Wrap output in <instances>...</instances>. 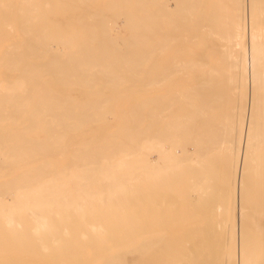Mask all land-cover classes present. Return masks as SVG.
<instances>
[{
  "label": "bare ground",
  "instance_id": "obj_1",
  "mask_svg": "<svg viewBox=\"0 0 264 264\" xmlns=\"http://www.w3.org/2000/svg\"><path fill=\"white\" fill-rule=\"evenodd\" d=\"M116 1L104 3L109 20L102 47L105 57L122 58L126 67L116 63L133 69V77L115 63L110 67L119 73L108 76V66L94 63V49L88 64L98 67L70 65L76 55L69 36L41 29L30 35L31 25L49 14L48 1L0 0V40L18 39L2 26L15 14L19 29L36 42L26 47L38 49L33 65L22 68L18 46L0 45L6 111L0 119H8L11 131L22 126L31 133L21 140V159L34 152L46 160L35 171L25 169L10 194L0 182V245L10 239L15 249L19 240L23 248L4 264H121L128 254L133 264H264V0H137L138 16L125 21L144 25V34L112 36L110 21L123 14ZM100 71L105 82L134 78L136 88L144 85L134 114L113 117L136 123L119 124L122 139L74 140L67 147L64 128L77 124L60 122L45 98L33 96L84 82L95 88L91 81ZM37 74L54 82L36 84ZM65 151L52 170L50 158ZM18 158L16 146L0 148L4 163Z\"/></svg>",
  "mask_w": 264,
  "mask_h": 264
},
{
  "label": "rangeland",
  "instance_id": "obj_2",
  "mask_svg": "<svg viewBox=\"0 0 264 264\" xmlns=\"http://www.w3.org/2000/svg\"><path fill=\"white\" fill-rule=\"evenodd\" d=\"M50 5L49 8H44L46 12L49 14L42 17L40 21H43L42 23L31 25L32 31L30 32V35H36L38 34V30L41 29L43 31H48L50 33H56V34H62L66 35L72 38L71 44H74L75 47H71L72 54L76 55L74 58H71L70 65H73L74 63L76 66L82 63L88 64V54L90 49H94L95 53V64L101 63L100 65L108 66V76L115 73H119L120 71H124L125 68H122L125 64H123V60H118L116 56H113L110 52L108 57L107 52H104L106 48L102 47L103 44L106 43V41L103 39L104 34V21L109 20V10L107 7L104 6V3H107L108 0H44V2H47ZM113 1V0H109ZM116 1V0H115ZM117 2V1H116ZM137 0H128V2L120 3L117 2L115 6V11L120 14H124L123 16L120 15V20H111L112 23V29H111V35L118 36V35H128L129 34H144L145 26L144 25H138L137 27H134V25H129L128 22H126V16L133 17L138 16L136 14V11L133 10V6L136 4ZM91 3L94 7L93 8H85V4ZM13 10L14 7L12 8ZM101 12V13H100ZM122 17V18H121ZM141 18L144 19V15H141ZM18 19V15L11 14L6 17V23H4L2 26L6 27V34H13L16 35V38L13 41L11 40H0L1 44H7V43H13L17 45L18 49L22 51V60L20 61L19 65L20 67H29L33 64L30 62L33 60L32 54L36 53L38 50L37 47L28 48L27 45H36V42L32 40L31 38H26L27 35L23 32L22 29H19V23L16 20ZM14 20V21H13ZM19 20V19H18ZM98 24H97V23ZM103 23V24H101ZM101 24V25H100ZM24 27V26H23ZM107 27V26H106ZM114 28V29H113ZM118 34V35H117ZM75 37L76 39H73ZM79 39V40H77ZM142 45L146 44L145 40H142ZM2 46H0L1 48ZM136 46L132 48V53L136 52ZM39 49L42 50V46L39 45ZM141 49H145V47H141ZM27 50L29 51V55L27 54ZM125 59V58H124ZM120 61L123 66L121 67L122 70L119 68L121 65L118 64ZM77 61V62H76ZM86 61V62H85ZM125 61V60H124ZM129 61V60H128ZM26 62V63H25ZM81 62V63H79ZM130 62V61H129ZM30 65H29V64ZM115 63L116 67H118L119 72L117 71V68L113 69L111 67L112 64ZM128 63V62H127ZM126 63V64H127ZM85 65V70H88L89 68L92 69V67H98L94 65ZM132 65V64H131ZM130 65V66H131ZM111 66V67H110ZM126 67V66H124ZM140 67L145 68L146 67V56L143 53L141 58ZM128 68V67H127ZM140 68V69H142ZM110 69L112 71H110ZM130 69V67H129ZM2 71V70H1ZM2 75H7V72L2 71ZM110 73V74H109ZM121 73V72H120ZM107 74V73H106ZM126 75H131L133 77L134 71L133 69L121 73ZM144 74V73H143ZM100 74H97L95 78L91 81V84H95V88L87 87L85 82L83 86H79L76 89H73L72 87L68 88H54L50 89L49 92L52 93V95H42V94H36L33 96V100H38L40 98H45V104L46 107H49V110L47 112L50 113H56V115L60 118H64L63 120H60L62 123H68V124H77L76 126H70L65 127L64 131H66L68 134L66 135L65 141L68 140V142L65 144L67 147L71 145V141H77L78 143H75L76 145L83 144L88 145L89 143H85V141L88 140H94V145H103L104 143H108L107 141L111 140H119L123 137L117 136V133H120L123 131L124 127L120 126L119 124H126V123H136V121H121L119 118H113L118 115L121 116V114L132 116L134 114L137 100L143 99L145 97V91L144 85H142L139 88H136V80L134 78H128L123 79V81L119 79H109L108 81H102L100 80L101 76ZM120 76V74H119ZM118 78V77H117ZM6 80V78H5ZM37 83L42 84H48L50 82H54L53 78L50 79L49 77H39V74H37V79L34 81ZM58 82V81H55ZM122 85H125L122 87ZM226 90V89H225ZM224 90V94L226 91L229 92V90ZM32 92H37L36 89L34 90H28ZM228 92L225 94L227 95ZM92 98V99H101V103L96 105H89L86 104V99ZM83 100V102H81ZM85 101V102H84ZM8 107V106H7ZM50 107H52V110H50ZM3 106L0 108V115H3L6 113L4 110V113L2 111ZM123 108H125V111L123 112ZM11 113L15 114L14 111H11ZM24 113H21L22 115ZM100 117L98 119H93V116ZM25 118H20V123ZM118 119V120H117ZM23 122H26L24 120ZM9 121L8 119H0V148L4 145L8 146H16L17 154L19 155V158L14 160H9L6 163L0 159V182L5 183V188H7V193L10 194V188H12V183L15 179H20L22 177V173L25 171V169H30L31 171H35L37 168V165L40 161L45 162L46 160L41 158L39 159L34 152L29 153V156H32L33 159L25 161V154L22 156V159L20 157L21 155V147L23 143H21V140L26 139V136L30 135L27 130H24L22 126L9 128ZM25 133V135L23 134ZM96 134V135H95ZM111 134V135H110ZM18 139L19 143L15 144L14 140ZM80 142V143H79ZM110 148V146H108ZM66 151L64 152V155H61L60 157L55 156L51 159L52 161V170H57L59 165L64 162V156H66ZM58 156V155H57ZM65 162L70 163L69 156L66 157ZM4 163V164H3ZM213 163V162H212ZM213 166V165H212ZM212 166L210 168H212ZM209 168V169H210ZM213 169V168H212ZM215 170V171H214ZM212 172H216V169H214ZM208 173L209 172L208 170ZM215 175V174H214ZM212 176V175H211ZM217 176H213L211 181V187L214 188L217 186V180L214 179ZM211 189V188H210ZM215 189V188H214ZM212 190V189H211ZM216 190V189H215ZM1 191V190H0ZM210 191V190H209ZM212 192H208V197H211L210 202L212 201V195L210 194ZM211 196H210V195ZM207 197V198H208ZM209 201V199H207ZM206 201V200H205ZM207 202V203H210ZM178 203V202H177ZM204 203V202H203ZM206 203V202H205ZM215 203L214 199L213 202ZM11 240L6 239L1 241L0 245V264L5 263V257L7 260L12 261L14 258H17L12 254V251L14 250L16 255H19L20 250L23 248H20V241L18 240L16 243V248L12 249ZM131 246L126 247L125 249H122V251H126L125 254L130 252ZM122 256V255H121ZM120 258V257H119ZM121 264H133V257L132 255L122 256L121 257ZM11 263V262H10ZM9 264V263H8ZM20 264V262H18ZM109 264V263H106ZM112 264V263H110Z\"/></svg>",
  "mask_w": 264,
  "mask_h": 264
}]
</instances>
